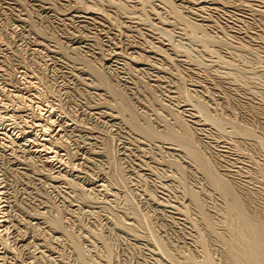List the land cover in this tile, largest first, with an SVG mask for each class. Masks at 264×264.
<instances>
[{
  "label": "rangeland",
  "instance_id": "obj_1",
  "mask_svg": "<svg viewBox=\"0 0 264 264\" xmlns=\"http://www.w3.org/2000/svg\"><path fill=\"white\" fill-rule=\"evenodd\" d=\"M182 125L264 221V0H0V264H232Z\"/></svg>",
  "mask_w": 264,
  "mask_h": 264
},
{
  "label": "bare ground",
  "instance_id": "obj_2",
  "mask_svg": "<svg viewBox=\"0 0 264 264\" xmlns=\"http://www.w3.org/2000/svg\"><path fill=\"white\" fill-rule=\"evenodd\" d=\"M99 83L103 85L106 84V82L102 79L99 80ZM134 127L136 128L137 125L135 124ZM244 127L241 126L239 127L236 125L235 131L237 132L240 131V133L242 134L251 135L250 134L251 130H248L247 128ZM141 128L140 131H144V129L141 130ZM188 128L186 127V125L185 126L182 125L180 133L178 134L171 133L168 134V136L169 137L171 136V138L182 141L188 145V150H187L188 156H190L191 160L194 161L197 170H199L203 174V176L205 177V181L207 179L208 184L210 183L221 193L225 202L224 203L225 207L223 209L224 215L222 218H224V220L227 222L229 228L230 236L228 237V239L227 237L225 239V236H222L223 234H221L220 232L217 231V229H215L214 227L215 225L212 222L213 220L210 221L209 219L210 217L208 218L207 214L200 207L201 205L199 202L198 193L194 192L193 190L189 191L190 188H188L190 197L191 199L194 200L192 201L195 202L198 206V209L200 211L198 213L202 215L203 222L205 224L204 226H206L208 234L210 235V237L214 238V240L220 241L222 244L224 243L223 245L226 248L227 253H229L230 255L228 257H230V260L231 258L233 260L232 264H264V221H262L263 219L259 220L255 218L254 216H256L255 215L256 213L254 214V216H251V213L250 212L248 213V211H250L251 209L249 210L247 209L248 210L247 211L245 209L246 207H244L245 202L251 203L256 198L255 197L256 195L254 196L253 195L254 193L252 194V192L251 193L248 192V190H246V188L243 185L241 184L237 185L236 182L234 184L232 181L220 177V175L212 167L211 163L207 160L206 156L200 153L201 151L200 152L198 151L197 149L198 147L197 145H195V142H193L194 139H192V134L190 133ZM175 165L177 166L176 168L178 169L179 173L180 174L183 173L182 174L183 176L185 173L183 167L180 166L178 162ZM253 203H256V201ZM250 205L248 204V206ZM197 206L195 208H197ZM253 207L255 208L254 205ZM198 209H196V211H198ZM54 224L55 226L59 225L58 221H55ZM224 230H227V228ZM203 238L204 237H202V239L200 238V241L202 247L204 248L206 246V242L204 240L205 238L204 239ZM186 264H196V263H194L190 258H188ZM200 264H217V263L213 260V258L210 257L209 254L204 253L203 259Z\"/></svg>",
  "mask_w": 264,
  "mask_h": 264
}]
</instances>
